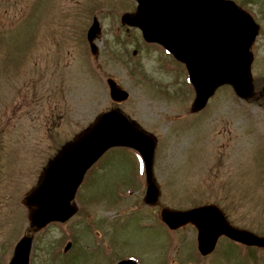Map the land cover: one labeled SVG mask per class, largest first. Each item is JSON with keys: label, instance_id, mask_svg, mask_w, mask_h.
<instances>
[{"label": "rangeland", "instance_id": "374dc122", "mask_svg": "<svg viewBox=\"0 0 264 264\" xmlns=\"http://www.w3.org/2000/svg\"><path fill=\"white\" fill-rule=\"evenodd\" d=\"M231 1L259 26L250 47L252 92L239 99L222 85L194 112L183 66L121 22L134 0H0V264L32 235L21 200L48 161L111 109L155 140L157 202L143 201L138 155L111 150L85 175L69 221L33 234L29 264L238 263L219 250L195 262L190 227L168 235L161 208L213 204L233 227L264 237V0ZM93 17L95 55L86 41ZM107 79L127 92L125 101H111ZM259 253L255 263L239 264H264Z\"/></svg>", "mask_w": 264, "mask_h": 264}, {"label": "water", "instance_id": "95a60500", "mask_svg": "<svg viewBox=\"0 0 264 264\" xmlns=\"http://www.w3.org/2000/svg\"><path fill=\"white\" fill-rule=\"evenodd\" d=\"M136 12L121 18L136 27L148 43H157L185 64L194 88L193 111L201 110L215 90L230 85L237 97L252 92L249 48L257 33L251 18L232 2L223 0H135ZM100 29L96 19L87 32L91 52ZM109 96L115 103L128 94L107 80ZM130 148L140 155L145 171L144 202H157L159 190L152 178L155 140L118 110L102 113L94 122L64 144L41 173L37 185L24 197L29 229L36 233L50 222H65L76 212L72 201L86 171L109 149ZM160 218L171 230L192 224L198 231V249L211 252L220 235L243 244L264 247V238L231 227L213 205L187 211L162 209ZM32 237L24 236L15 245L8 264H28ZM118 264H134L130 261Z\"/></svg>", "mask_w": 264, "mask_h": 264}, {"label": "flooded vegetation", "instance_id": "af4514ba", "mask_svg": "<svg viewBox=\"0 0 264 264\" xmlns=\"http://www.w3.org/2000/svg\"><path fill=\"white\" fill-rule=\"evenodd\" d=\"M190 227V243H189V248H190V253L192 254L191 259H194V261H200L201 259H204L205 257H207L208 255H210L211 253L215 252V251H222L224 254L228 255L227 258L229 257V254H233V255H237V260L238 263H241L243 258H249L251 263H255L257 260V255L258 252L260 250H264L261 248H257V247H249V246H245L242 245L240 243L234 242L226 237L220 236L216 239L215 245L213 247V250L210 254H208L207 256H200L198 251H197V240H196V229L192 226V225H188ZM186 226V227H188ZM178 232H172V234H177ZM141 264H144L141 261ZM245 264V263H244Z\"/></svg>", "mask_w": 264, "mask_h": 264}]
</instances>
